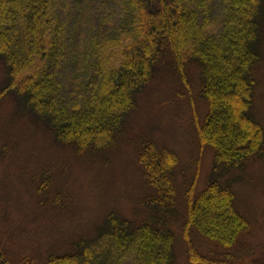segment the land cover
<instances>
[{"label": "trees", "instance_id": "1", "mask_svg": "<svg viewBox=\"0 0 264 264\" xmlns=\"http://www.w3.org/2000/svg\"><path fill=\"white\" fill-rule=\"evenodd\" d=\"M263 20V0H0V56L8 68L0 97L13 91L57 140L99 152L116 142L161 65L169 61L186 86L196 66L207 104L198 135L214 151V172L202 192L186 194L184 237L196 231L230 248L250 222L236 208L232 179L221 181L217 170L264 154L262 126L250 115ZM139 154L154 188L145 200L152 218L136 223L111 213L95 237L49 254L45 264H173L167 221L177 212L178 160L150 140ZM188 253L192 264H234L192 244ZM0 264H13L1 248Z\"/></svg>", "mask_w": 264, "mask_h": 264}, {"label": "rangeland", "instance_id": "2", "mask_svg": "<svg viewBox=\"0 0 264 264\" xmlns=\"http://www.w3.org/2000/svg\"><path fill=\"white\" fill-rule=\"evenodd\" d=\"M257 50L250 115L262 126L264 147V20ZM158 72L137 94L116 142L99 152H80L57 140L47 123L23 109L13 91L0 97V248L13 264H45L51 253L73 251L77 241L106 227L111 213L136 223L151 219L145 200L154 188L139 160L146 140L178 160L177 212H169L173 218L167 221L175 239L173 264H192L191 244L209 257L229 255L234 264H264V154L241 167L217 170L221 181L232 179L236 208L250 222L248 232L230 248L196 231L184 237L186 194L190 188L194 196L202 192L214 172V151L198 135L207 104L196 66L188 69L187 86L169 61ZM7 81L0 56V89Z\"/></svg>", "mask_w": 264, "mask_h": 264}]
</instances>
